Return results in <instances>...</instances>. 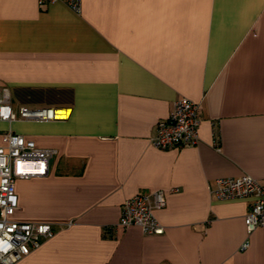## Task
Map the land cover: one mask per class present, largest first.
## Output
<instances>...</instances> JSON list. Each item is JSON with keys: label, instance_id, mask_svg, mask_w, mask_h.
Masks as SVG:
<instances>
[{"label": "crops", "instance_id": "crops-1", "mask_svg": "<svg viewBox=\"0 0 264 264\" xmlns=\"http://www.w3.org/2000/svg\"><path fill=\"white\" fill-rule=\"evenodd\" d=\"M1 85L15 113L65 111L0 120V146L12 132L55 151L14 181L12 218L55 230L14 264H264L251 199L211 193L244 173L264 185V0H0ZM182 96L201 105L198 142L154 148ZM156 189L164 231L120 227L121 202Z\"/></svg>", "mask_w": 264, "mask_h": 264}, {"label": "built area", "instance_id": "built-area-1", "mask_svg": "<svg viewBox=\"0 0 264 264\" xmlns=\"http://www.w3.org/2000/svg\"><path fill=\"white\" fill-rule=\"evenodd\" d=\"M57 1L79 11L81 0H38L40 6ZM12 94L7 85L0 86V120L11 121L16 118L27 120L54 119L53 108H27L21 106L18 113L11 108ZM168 115L158 119L155 133L148 140L156 149L189 147L198 138L201 105L191 102L187 97L176 98L171 102ZM5 144L0 146V264H14L38 248L41 241L51 237L55 230L49 222L21 221L12 218L18 208L15 179L33 173L44 174L53 149L40 148L21 135L6 133ZM171 191L177 188L171 187ZM211 193L219 200L250 198L251 202L244 216L247 232L260 227L264 232V185L251 175L244 173L237 177H224L215 180ZM165 189L146 190L124 199L118 225L125 227L137 224L144 233L161 234L164 227L153 214L155 209L165 205ZM247 241L241 247L245 248Z\"/></svg>", "mask_w": 264, "mask_h": 264}, {"label": "bare ground", "instance_id": "bare-ground-1", "mask_svg": "<svg viewBox=\"0 0 264 264\" xmlns=\"http://www.w3.org/2000/svg\"><path fill=\"white\" fill-rule=\"evenodd\" d=\"M53 113H54L55 117H62V116L65 115V111L64 110L54 109Z\"/></svg>", "mask_w": 264, "mask_h": 264}]
</instances>
